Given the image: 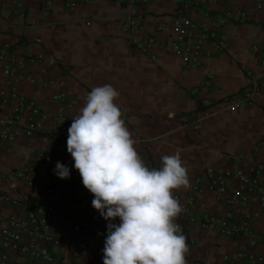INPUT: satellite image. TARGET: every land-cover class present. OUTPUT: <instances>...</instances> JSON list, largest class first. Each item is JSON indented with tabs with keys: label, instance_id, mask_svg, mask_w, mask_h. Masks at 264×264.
Wrapping results in <instances>:
<instances>
[{
	"label": "crops",
	"instance_id": "1",
	"mask_svg": "<svg viewBox=\"0 0 264 264\" xmlns=\"http://www.w3.org/2000/svg\"><path fill=\"white\" fill-rule=\"evenodd\" d=\"M177 16L202 28L223 20L217 37L225 49L209 45L197 66L184 65L170 47ZM131 18L141 31L130 29ZM133 36L144 44L152 40L148 51L133 45ZM263 60L264 0H95L74 6L62 0H0V102H5L0 118L17 104L5 74L12 68L23 99L20 118L41 121L31 137L14 127V139L0 140V196L7 198L0 201V231H21L27 238L20 225H28V213L41 205L107 230L92 207L93 195L77 185L82 178L60 132L69 128L92 88L110 84L145 165L158 169L161 156L179 150L187 168V187L173 190L182 207L174 222L186 237V264H248L251 257L264 264V207L258 202L264 197V166L251 172L264 163V89L250 104L231 105L249 87V76L261 75ZM29 103L39 107L37 117ZM29 150L33 159L43 156L31 185L25 173L34 163L25 159ZM57 161L70 169L68 179L54 175ZM209 172L229 173L223 197L208 190ZM236 173L256 177L258 194L245 190L237 196ZM226 212L237 227L234 233L202 226ZM41 221L40 236L15 264H28L41 249L58 264H103L73 251L75 231L46 217ZM104 240L90 233L85 244L99 255Z\"/></svg>",
	"mask_w": 264,
	"mask_h": 264
},
{
	"label": "clouds",
	"instance_id": "2",
	"mask_svg": "<svg viewBox=\"0 0 264 264\" xmlns=\"http://www.w3.org/2000/svg\"><path fill=\"white\" fill-rule=\"evenodd\" d=\"M118 95L110 84L92 88L66 141L92 207L107 222L103 264H186V237L174 222L182 207L173 190L187 187V168L179 150L161 156L158 169L145 165L115 103ZM53 172L70 177L59 161Z\"/></svg>",
	"mask_w": 264,
	"mask_h": 264
},
{
	"label": "built area",
	"instance_id": "3",
	"mask_svg": "<svg viewBox=\"0 0 264 264\" xmlns=\"http://www.w3.org/2000/svg\"><path fill=\"white\" fill-rule=\"evenodd\" d=\"M67 3L69 6H74L78 4H89L95 0H62ZM144 1V0H142ZM243 17L244 15L241 14ZM130 29L135 32L142 30L140 22L137 18H131L128 21ZM225 24L223 20H218V22L212 27L202 28L199 27L193 20L188 17L177 16L173 23V29L175 37L170 43L171 49L181 56L184 65H190L195 67L199 64V61L203 56L209 54V45H214L218 50L225 49V43L222 38L217 37L218 30ZM131 43L135 45L142 52L148 51L152 40L148 44L142 43L140 37H132ZM256 50V48H254ZM261 67L263 71L261 75L254 76L250 75V85L241 94L239 97L231 99V105L233 107H240L244 104H250L252 96L264 89V60L261 62ZM5 74L8 78V86L10 89L11 97H13L17 104L14 107L9 108L4 116L0 118L1 132L0 140L11 141L15 137V133L12 131L14 127L19 128L26 137H31L38 130L41 129V121L33 122L29 119L24 122L20 118L21 106L23 105V99L17 95V91L14 87L15 83V71L12 68L6 69ZM5 105V102H0V108ZM28 111L31 113L32 117H37L40 113L39 107L34 103H29L27 105ZM43 119V117H41ZM60 136L67 138L68 129H61ZM32 155H35L32 150H29L25 159L31 162L32 167L27 169L25 173L27 174V182L31 185L34 181L33 169L39 167L40 160L43 159L42 154H37L38 156L34 159ZM258 165L255 169H252L251 172H258L264 165ZM55 168V167H54ZM53 168V170H54ZM210 183L208 184V190L214 192L218 198H221L225 195L226 185L225 175H214L212 172H209ZM234 177L238 180L239 186L236 191L238 196L240 193H244L246 190L253 195L258 194L257 190V179L253 176H247L242 173H236ZM78 187L81 190L86 188L82 184V180L78 182ZM198 184H194L191 187V192L188 198V201H192V195L197 191ZM47 194H51V191L47 190ZM66 192H61L55 194V197H62ZM258 200V198H255ZM24 203H29L30 201L26 198L23 199ZM0 201H7L6 197L0 196ZM260 206L264 207V197L260 198ZM46 217L55 221H58L63 226L69 228L72 231L77 233V240L73 243V251L82 252L87 255L89 259H94L99 263H103V253L95 254L88 245L85 244V241L88 239V235L93 233L97 238L105 239L107 230H100L94 225H89L87 223L81 222L73 216L62 214L60 211L53 209L52 207L41 205L36 209L28 213V225L22 224L20 228L25 231L27 238L22 234L21 231H9L8 229H2L0 231V264H15L20 254L27 251L29 247L32 246L35 239L40 236V226L43 224V221L39 222V218ZM208 222V223H207ZM215 224L220 233L232 234L237 230L236 225L232 222V214L226 212L223 219L213 223L209 220H204L202 223L203 227L208 225ZM181 229V234L184 235V232ZM56 244L58 241L55 242ZM263 258H250L248 264H262ZM28 264H58V262H53L52 257L46 249H41L32 254V259ZM226 264V260L222 263Z\"/></svg>",
	"mask_w": 264,
	"mask_h": 264
}]
</instances>
